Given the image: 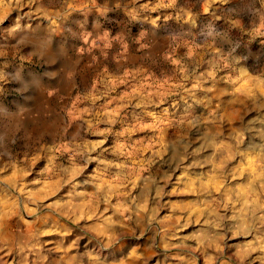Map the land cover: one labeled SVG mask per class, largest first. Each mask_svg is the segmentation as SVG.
<instances>
[{
    "label": "clouds",
    "instance_id": "1",
    "mask_svg": "<svg viewBox=\"0 0 264 264\" xmlns=\"http://www.w3.org/2000/svg\"><path fill=\"white\" fill-rule=\"evenodd\" d=\"M0 264H264V0H0Z\"/></svg>",
    "mask_w": 264,
    "mask_h": 264
}]
</instances>
